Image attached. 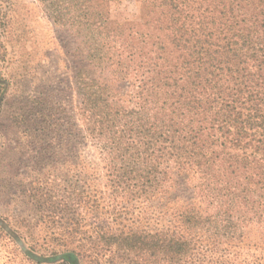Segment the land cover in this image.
<instances>
[{"label": "trees", "instance_id": "obj_1", "mask_svg": "<svg viewBox=\"0 0 264 264\" xmlns=\"http://www.w3.org/2000/svg\"><path fill=\"white\" fill-rule=\"evenodd\" d=\"M126 1L46 0L81 43L76 111L100 165L74 122L71 185L41 149L57 181L35 207L67 221L61 252L0 229L35 264H264V0Z\"/></svg>", "mask_w": 264, "mask_h": 264}, {"label": "rangeland", "instance_id": "obj_2", "mask_svg": "<svg viewBox=\"0 0 264 264\" xmlns=\"http://www.w3.org/2000/svg\"><path fill=\"white\" fill-rule=\"evenodd\" d=\"M134 1L127 0L121 9L135 12ZM50 15L46 0H0V218L40 255L61 252L52 246L51 233L67 222L37 214L34 192L39 182L57 181L52 172L41 170V149H47L49 163L54 157L65 163L64 182L71 185L67 161L74 122L81 159L100 165L97 150L82 138L84 126L76 111L74 78L84 66L81 43L71 27L55 25ZM70 195L62 188L59 198L69 202ZM51 207L56 213V205ZM22 260L19 247L0 229V264H35Z\"/></svg>", "mask_w": 264, "mask_h": 264}]
</instances>
